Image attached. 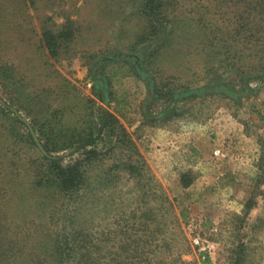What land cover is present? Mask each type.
I'll use <instances>...</instances> for the list:
<instances>
[{
	"label": "rangeland",
	"instance_id": "1",
	"mask_svg": "<svg viewBox=\"0 0 264 264\" xmlns=\"http://www.w3.org/2000/svg\"><path fill=\"white\" fill-rule=\"evenodd\" d=\"M205 1L180 2L186 9L194 4L202 9ZM133 11L129 0H36L33 6L27 0H0V63L6 65L0 70V106L7 113L0 117V169L21 171L13 182L6 173L1 177L7 188L0 207L8 236L17 235L24 248L30 247L37 238L50 241L44 234L53 235L61 224L48 228V203L37 205L47 200L29 187L28 159L37 156L36 151L43 153L36 143L35 151L7 136L1 122L30 133L28 122L46 156L66 164L83 150L72 146L47 151L32 121L56 111L58 119L77 122L86 102L113 112L134 148L110 151L114 141L98 137L87 147L94 150L89 154L88 202L78 208L74 198L63 206L55 201L53 221L62 213H75L95 235L108 234L110 256L105 261L116 250L113 231L122 228L136 238L152 233L149 249H155L156 242L164 244L155 250L158 259L166 257L168 263L180 257L197 264H264V81H248L249 91L237 100L208 88L195 98L170 99L167 86L241 87L239 76L227 68L207 80V58L200 44L178 36L161 54L157 72L147 63L154 43H144L148 48L137 63L152 74V85L136 75L128 61L103 63L99 71L109 79L111 93L109 105L103 104L93 90L91 68L102 54L131 51L136 34L147 26ZM67 19L75 23L73 39L57 58L51 57L40 42V25H61ZM130 160L141 162L146 175L125 171L123 164ZM184 173L191 180L185 188L180 184ZM251 196L255 205L248 210L245 202ZM142 221L148 225L143 232L138 225Z\"/></svg>",
	"mask_w": 264,
	"mask_h": 264
},
{
	"label": "trees",
	"instance_id": "2",
	"mask_svg": "<svg viewBox=\"0 0 264 264\" xmlns=\"http://www.w3.org/2000/svg\"><path fill=\"white\" fill-rule=\"evenodd\" d=\"M129 1L133 3V13L143 16L147 26L136 34L133 48L129 53L123 54L118 51L116 54H102L91 68L93 90L103 104L109 105L111 94L108 87L109 79L99 71L103 63L110 60L128 61L134 73L152 85L155 82L152 74L141 69L137 63L139 58L140 61L143 59L142 51L148 48L144 43H154V47L147 54V63L157 72L160 71L156 65L161 54L175 43L178 36L185 40H196L200 44V50L205 52L207 58V80L220 74L222 68L224 70L227 68L239 76L238 82L241 87L240 90H235L225 85L199 89L190 85L167 86L164 91L168 93L170 99L176 101L195 98L204 94L205 88H208L209 92L210 90L220 92L237 100L249 91L246 87L248 81H264V0H207L202 9L197 8L195 4L188 9L183 8L181 0ZM27 2L32 6L36 4V0ZM67 20L68 22L61 25L53 23L40 25V42L51 57L57 58L61 48L67 47L73 39L75 23L73 20ZM4 67L6 65L0 63V70ZM171 84L173 83H168ZM151 91L155 93L154 88ZM80 107V118L74 123L58 119L56 111L54 116L42 121L40 117H35L32 121L47 151H58L72 146L83 150L81 157L66 164L37 152L29 132H21L13 123L8 122L5 125L1 122L3 132L7 136L26 143L36 151L37 156L28 159L30 163L25 167L30 176L29 187L32 191L42 193L43 198L47 200L40 201L37 205L45 206L48 203L49 214L45 217L48 228L50 225H58V222L61 228L53 235L50 231L44 234L50 241L45 242L44 239L37 238L31 241L33 243L30 247L24 248L21 245L22 240L19 241L17 235L8 236L0 207V264H197L181 260L180 257L172 259L170 263L166 261V257L158 259L155 249L160 250L165 245L156 242L154 245L156 248L150 250L152 233L147 231L136 238V233L122 228L113 231L112 238L116 240L113 246L117 244L116 250L111 252L114 258L105 261L109 254L106 253V243L110 242L108 234L95 235L85 222H80L75 213L71 215L69 212L62 213L53 221L58 207L54 204L55 201L61 202L60 206H63L66 201L74 198L78 202V208L80 202H88L91 193L88 179L92 170V158L89 154L94 153V150L87 147L94 145L98 137L104 139L108 136L114 141L113 146L109 148L110 151L118 148L117 150L122 152L134 148L126 129L113 112L103 106L92 103L88 105L86 102ZM0 117H7L1 106ZM151 121L155 119L151 118ZM15 155L17 152L11 155L12 163H15ZM122 168L131 176L146 175L139 161L130 160L129 163L123 164ZM2 170L3 168L0 169V204L7 193V188L1 183V177L6 173L8 181L13 182L21 174L19 170L14 171L6 167L4 168L6 171ZM186 176L184 173L180 177L183 188L191 183L190 178ZM254 205L255 201L251 196L245 202V207L250 210ZM142 217L148 219L145 212ZM53 222L56 224H52ZM138 225L142 226V232L148 226L145 221ZM44 235L42 236L45 237ZM153 237L158 238L155 233ZM20 257L25 261L22 262Z\"/></svg>",
	"mask_w": 264,
	"mask_h": 264
},
{
	"label": "water",
	"instance_id": "3",
	"mask_svg": "<svg viewBox=\"0 0 264 264\" xmlns=\"http://www.w3.org/2000/svg\"><path fill=\"white\" fill-rule=\"evenodd\" d=\"M21 119H22V118H21ZM22 120L25 121L24 119H22ZM25 123L28 125L29 130H30V133H31V135H32V137H33V140L35 141L37 147L39 148V150H40L44 155H46V152H45V150L43 149L41 143L38 141V138H37L36 135L34 134V131H33L32 128L29 126L28 122L25 121Z\"/></svg>",
	"mask_w": 264,
	"mask_h": 264
}]
</instances>
